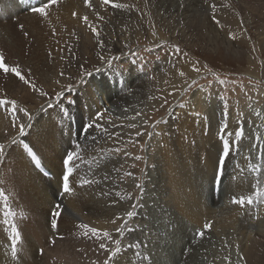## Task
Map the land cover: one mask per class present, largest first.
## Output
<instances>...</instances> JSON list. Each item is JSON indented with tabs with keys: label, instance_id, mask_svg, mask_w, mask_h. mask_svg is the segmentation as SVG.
Wrapping results in <instances>:
<instances>
[{
	"label": "rangeland",
	"instance_id": "374dc122",
	"mask_svg": "<svg viewBox=\"0 0 264 264\" xmlns=\"http://www.w3.org/2000/svg\"><path fill=\"white\" fill-rule=\"evenodd\" d=\"M198 1H202L203 4L208 7L212 4L216 5L217 11L215 13V18L220 21L219 25L214 23L211 19V11H204V18H207V20L201 23L197 22L196 24L188 23L185 18L193 12L187 11L188 7L191 5L194 6ZM260 2H264V0H109L107 4H104L102 0H89L91 4L90 7L84 6L79 8L80 10L78 9L82 15L84 14V17H88V12H95L96 10L102 11L100 14L97 13L99 16L94 13L96 18H101L102 16V18H105L102 20V23L105 20L104 24L98 23L96 32L91 33L94 42L87 45L88 56L94 58L97 55L96 47L100 48L99 52L101 56H107L106 63L102 64V67H97L101 72L95 70L97 76L94 75V71V73H92V77L95 79L97 88L100 91L98 96L105 88L114 97H120V95L125 93L136 97V94L142 95L144 88H147L149 92L148 98L135 105L138 106V111L132 114L129 113L131 117L136 115L137 112L141 113V115L137 117L142 119L145 124L144 128L140 131L143 133L141 136H136V134H134L132 137H116L113 139L111 136H107L108 133L101 134L100 132H93L91 135L85 137V133L81 130L82 126L88 123L84 119L85 110L89 120L94 116L95 111L91 105L89 107L86 105L85 110L84 108L80 110V107L78 109L75 107L71 109L67 107V105L70 104L68 101L74 100L76 92H81L82 87L86 84L79 82L80 76L71 83L73 85L75 84L74 92L70 94L66 93L68 99L64 100L62 103L64 104L63 106H66V108H63L70 113V119L63 116L61 113L59 114V118L56 119L59 127L62 128V132L66 134V131L70 130L74 135H70L71 139L70 136L67 135L66 139H68V146L77 143L81 145V158L74 162L75 166L73 168V175L70 177V183L74 193L76 192L73 196H77V198L87 203L85 205L82 204L83 210L85 211L84 214L94 216L102 214H107V216H109L114 214L125 218L128 211H134L135 213L132 220L129 221V226L134 228V231H126L124 233L121 240L122 252L115 258L116 261L118 260L120 262L117 261L119 264H123V259H125L128 264H177L178 261L179 264H235V251L232 249L233 238L236 236L235 234L238 235L242 230L244 223L238 227L236 232L233 230L224 232L222 230L214 231L212 227L204 229L205 224L201 228L193 224L192 226L194 229H190L192 226L187 228L188 236L186 238L183 237L182 232L184 226H187L186 221L184 222V218L171 207H164L168 204L169 198L168 187L165 186L164 182H160L163 178L165 180L160 162L161 148L163 147L160 126L168 122L173 108L176 107L175 110H178L179 115H181L184 112L189 113L187 111L188 106H190V108L195 107L192 111V116L195 115L194 119L197 124H202L204 121L207 123H209V121H212V123L218 121L216 123L221 125L223 119L222 112L224 110L223 105L227 104V121L229 122L231 119L239 121L242 114L244 137H251L250 143L248 144L249 146L246 145L242 148L244 150L250 149L248 154L251 153V156L254 155V157H252L254 160L251 158L250 162L245 165L246 170L250 163L261 162L257 160L256 157L260 155L261 151H264V139L257 141L256 138L258 136L264 137V43H260V39L256 37L254 33L246 34L243 27V25L246 26L244 17L247 16L252 19V22H254L252 25L257 28V30L262 28L259 29V32L260 30L261 33L262 30L264 31V14H261L262 11L264 13V10L260 9L259 11L257 7V4ZM113 3L123 4L125 7L113 8ZM225 4H227L228 7H224ZM92 6L94 8L96 7V9L94 10ZM86 8L89 9L87 14ZM23 11L33 12L28 9H24ZM73 13V11L70 12L69 17L66 19L62 17L53 18V22L51 23H48V18L41 20L42 24L40 26H44L38 27V29H40L42 33V39L41 41L37 40V43L35 41V45L37 44L40 49V53H38L39 56H43L44 58L46 55L50 56V63L47 66L44 65L42 61L39 62L38 68L37 65H33L34 61L31 60V58L34 54L37 56V47H35L36 51L32 50L31 54L29 53V55L26 56V58L29 57L27 65L31 72L37 70L41 76L43 72L39 69L45 68L47 70L43 74L47 75V72H49L50 75L48 76L53 77L54 92L51 94L49 90L43 91L48 94L47 97H45L46 99L55 96V89L59 85L56 83V79L63 78V75H61V73L64 74L65 70L63 65H66L67 62L72 60L81 59L82 55H84L82 51L77 49V44H79L80 47L85 44L83 39L77 37V33L81 31V19H73ZM102 14H105V16ZM75 16L77 18V15ZM223 18H226V21H224ZM15 20H17V18H15ZM15 20L14 23H16ZM73 20L78 24L74 22V24L77 25L76 27H74L75 25L71 22ZM66 21L68 22L66 23ZM70 23H72V25ZM16 30L18 29L16 28ZM230 32L236 35L242 34L241 36H244V39L240 38V36H236L237 38L235 40L230 39ZM153 33H155V35H153ZM117 36L119 39L122 38L130 44L126 45V47L123 45L122 49L105 45L107 44V37L117 38ZM82 37L83 34L80 33V38ZM228 43L231 44L230 47L227 46ZM50 45H52V48L54 47L52 53L44 47ZM176 47L180 49L179 53H175L174 50ZM97 58H99V56H97ZM249 58H256V62L251 63V66L248 61ZM133 61H135V63H133ZM109 62L111 66H109ZM61 63L64 64L61 65ZM48 66L49 69L47 68ZM193 66L199 67L201 69L200 72L197 73L193 71ZM187 67L192 70V74L188 72ZM141 68L143 69L142 71ZM180 71L185 72L189 82L195 79L198 82L197 85L185 95H181V90L186 87V85L183 84L177 92L174 89L169 90L165 97L161 91L160 79L168 76L173 77ZM86 72L87 70L83 69V74ZM100 74L105 75V77L107 76L106 78L104 77L105 81L102 80L101 77H98ZM42 78L44 77L42 76ZM91 78L86 77L85 80L88 81ZM221 80H223L224 83H220ZM90 83L93 85L95 84L94 81ZM169 93L172 94L170 95ZM6 95V98L16 99L13 97L12 93ZM101 95L102 94H100V96ZM100 96L98 100L102 102L103 97L101 98ZM221 97H223V100H221ZM197 101H200L201 106L200 104H195ZM71 104L75 106L76 102L74 101V103ZM181 104L183 107L180 106ZM25 107L29 112L31 110L34 114L36 113V110L33 108L34 106ZM9 108L7 112H12V109ZM44 108H47V105H45ZM105 109L107 111L109 110L107 108L103 110ZM52 110L53 109L40 111L35 115L36 118L33 116V113L30 112L33 116V126L28 130L27 137L30 136L29 134H35V136L37 134L38 136L45 132L43 123L45 124V120L54 119L52 113H50ZM125 110H127V108H125ZM0 112L6 115L3 109H0ZM197 113L199 115H197ZM256 113H260V115ZM20 116L21 119L27 121V118L23 117L22 114H20ZM109 116L110 114L108 115L105 113L103 120L107 121ZM42 118L45 119L43 120ZM109 119H111V117H109ZM73 123L76 128L79 129V133L77 134H75ZM152 125H155V127H152ZM108 132L113 133L111 130H108ZM150 133L151 135H149ZM1 136L2 135H0V144L5 145V154L4 158L0 160V191H3L8 197L7 209L9 212L13 213V215L5 216V203L2 201L4 204H1L0 202V234L4 235L5 239H7L6 235L9 238L10 223L17 224L22 237L18 247H24L22 245L23 243L30 245L23 230L25 224H35L36 222L39 223L40 221L46 220L45 224H47L49 231L53 232L50 226L52 219L51 211L57 203L53 205L51 203V210L49 209V211L47 208H44V204L41 201L42 199L37 196L38 194L22 186L24 181L20 184H16L11 180V178L17 176L19 178L22 177L20 169L16 168L17 166L15 165L18 163V157L16 158L13 154L14 152L19 155L22 146L20 144L14 145L10 138ZM93 136L97 137V139L94 140ZM63 137L65 138L64 135ZM38 138L40 139V137ZM29 144L31 147H33V145L36 146V142L32 140ZM33 148L35 151L41 153L39 149ZM116 149H120V151L117 152ZM68 150H70V147L67 148L66 151ZM244 150H241V153H243ZM251 151L257 154H253ZM36 156L38 158L37 154ZM136 156L141 157V159H135ZM63 157L64 156H62V158ZM8 158L10 159L8 160ZM38 160L41 162L39 158ZM58 170L59 169L54 172L47 166L45 172H43L45 175L41 176L47 180H51V178L55 179L56 176H61L62 172L59 174ZM242 170L244 171V167ZM247 171V173L256 177V173L250 172L249 170ZM127 173H132V175L129 176ZM217 173L216 171L217 178L214 184L216 186V194L220 198L223 193H220L222 186L218 177L220 175ZM83 178L92 179L93 183L80 187L79 183ZM137 185H140V187H137ZM31 194H33L34 198ZM129 197H131V199H129ZM60 198L61 197L58 196V199ZM61 200L62 199L59 200L60 202L58 204L61 203ZM134 204L137 205L135 209L132 207ZM102 206L104 207L102 208ZM39 207L41 208L39 209ZM43 209L45 210L43 211ZM62 214L63 213L60 215L62 218L59 217L60 219H57V230L54 233L57 232L60 241L68 239L65 245L67 246L66 249H70L71 258L74 257L76 260H74L72 264H92L94 260L92 258V253L95 255H97V251H101L103 254L105 253L98 247L100 241L91 238H82L83 231L77 228V225L81 223L67 221L68 223H66V226L62 223V221L66 222L63 220L64 215ZM240 219L257 222L259 219H262V216L260 217V214L253 205H248L241 212ZM5 220L9 221V223H5ZM119 221L121 224L122 220ZM70 222L72 224L75 223L74 227L71 226L72 224ZM142 222H144V224ZM135 226L138 228H135ZM72 227L73 229L71 230L70 228ZM139 230L142 231L143 237L138 240L137 232ZM200 231L204 232L202 238L196 235V233ZM118 235L119 234L114 233L113 238H117ZM57 236L54 238L57 239ZM50 241H53L52 237H48L47 245L51 243ZM190 241L193 243L191 244ZM55 243L56 240L54 243H51L52 247H54ZM129 244H132L133 247L129 248ZM10 246L11 243H9V247ZM41 250L43 249L38 248L36 251L38 253H35L38 262H42V264H69L65 262V256L63 257V255L60 257L59 255H52L51 258L54 260L53 263L50 256L44 258V250ZM179 250L182 251L180 256ZM231 250L233 253H231ZM175 251L178 252V258L175 254H172L170 257L168 252L173 253ZM105 255H107V253H105ZM49 258L51 260H48V262L47 259ZM229 259L230 262L228 261ZM231 259L233 260L231 261ZM101 262L103 264V260Z\"/></svg>",
	"mask_w": 264,
	"mask_h": 264
},
{
	"label": "bare ground",
	"instance_id": "6f19581e",
	"mask_svg": "<svg viewBox=\"0 0 264 264\" xmlns=\"http://www.w3.org/2000/svg\"><path fill=\"white\" fill-rule=\"evenodd\" d=\"M28 1L33 2V0H28ZM38 1H39V5H36L35 8L45 7L46 11L48 12L47 17H41L39 13L34 12V11L24 12L23 10L27 8H25L24 5L20 4V0H0V7H2V12L0 14V53L4 54L6 65L8 67L19 65L23 69L22 74L29 73L28 72L29 69L27 65V61L29 57L26 58V56L29 55V53L31 54L32 50L36 51L35 47L38 48V46L37 44L35 45V41L37 43V40L41 41L42 39L41 38L42 33L40 29H38V27L44 26V25L40 26L42 24L41 20L48 18L47 19L48 23H51L53 22L52 21L53 18L56 19V17L58 18L62 17L66 19L67 17H69V13L73 11L74 13H76L77 18L76 16H74L73 18V14H72V18L76 20L81 19L80 21V24H82V26L80 25L81 31H79L78 33L76 32V33L78 34L77 37L79 39H83L85 41V44L82 47H80L79 44H77V49L82 51L84 55H82L81 59H76V60L67 62L66 65H63L64 63H61V65H63L65 70H64L63 78L56 79L57 81H59V83H57L55 80V82L59 84L57 88L55 89L56 90L55 92H58L61 89H63L66 85L73 83V81H75L76 78H79V76L83 74V69L87 70V72L89 71L91 73L95 72L94 75H96V71H95L96 68L106 63L105 61L107 59V56L106 55L103 56L105 58L103 61L100 59L101 55L99 52V49H100L99 47H96L97 55L94 58L92 56H88L87 55L88 54L87 45L94 42V38H92V35H91V33L93 32L92 28L97 30L98 23L104 24L105 20L102 23V20L105 19V18H102L103 16L101 18L100 17L96 18L94 15V13L100 14L102 11H96L95 10L96 7L95 8L93 7L94 5L92 7L94 8L95 12L93 11L88 12L89 9L86 8L87 9L86 14L87 12L89 14H88V22L87 24H85L84 20H82L84 17L83 16L84 14L82 15L80 11H78L79 8H82L85 6L84 0L83 1L82 0H58V2L54 5L51 4V0H38ZM49 5L51 6L49 7ZM257 5H258L257 7L259 11L260 9L264 10V2H260ZM187 11H193V12L189 16H187L185 19L188 21V23L196 24L197 22L201 23L207 20V18H204L205 16L204 11H211V8L204 5L202 1H198L194 6L191 5L190 7H188ZM99 14L97 15L99 16ZM261 14H264L263 11L261 12ZM102 15L105 16V14H102ZM15 18H17V20H15ZM244 18L246 22L244 23L246 26L243 25V27L245 29L246 34L254 33V35L260 39L259 42L264 43V34H262L264 33V31L262 30V33H261V30H260L259 32V29H262V28H259L257 30V28H255L252 25L254 22H252L251 18L247 16ZM223 19L224 21H226V18H223ZM14 20L16 23H14ZM67 22L68 21H66V23ZM71 22H73V25L77 24L75 20ZM74 22L76 23L74 24ZM60 24H61V21H60ZM64 24L62 25L65 26ZM70 24L72 25V23ZM66 25H69V24H66ZM77 25H75L74 27H76ZM227 25H230V24L228 23ZM16 28L18 30H16ZM80 33L83 34L82 38H80ZM234 35L237 37L240 36V38L244 39V36H241L242 34H239V35L234 34ZM129 44L130 43L128 41L123 40L122 38L119 39V37L117 36V38L107 37V44L105 45L106 46L110 45V46L122 49L123 45L126 47V45H129ZM230 45H231L230 43L227 44L228 47H230ZM44 47H46L51 53L54 51V47L52 48V45L44 46ZM38 53H40L39 48H38L37 56L34 54V56L31 58V60L34 61L33 65L34 66L37 65V68H38L39 62L42 61V63H44V65L47 66L50 63V56L46 55L44 58L43 56H39ZM97 56H99V58H97ZM39 57H41L42 59ZM248 61L250 62L249 65L251 66V63L256 62V58H249ZM47 68L49 69V66ZM39 70L45 73L47 69L43 68ZM188 72L192 74V70L190 68H188ZM43 73H41V76H40L39 72L37 70H34L33 72H30V74H28L26 78L33 81L40 90L42 91L49 90L51 91L50 93L52 94V92H54L53 91L54 90L53 77L48 76L50 75L49 72H47L48 73L47 75ZM42 76L44 78H42ZM69 77L71 79H69ZM86 77L87 76H85L84 78L86 79ZM98 77H101L102 80L105 81V78L107 76L105 77V75L100 74ZM93 81L95 83L94 85L90 83ZM160 81H161V91L163 92L165 97H166V93H168L169 90L174 89L177 92L179 88L182 87L184 84L183 78L179 76V73L174 75L173 77H169V76L164 77L160 79ZM81 90L82 91L81 92L79 91V93L78 91L76 92V96L74 98L76 105L74 106L73 104H68L67 105L68 108L71 109L75 107L78 109L80 107V110L82 108H84L85 110L86 105L88 107L91 105L95 113L98 110L103 111L104 108L109 109L105 113H107L108 115L110 114L109 117H111V119H109L108 117L107 121L109 120L112 121V124H107L106 123L107 121H104V120L103 122L106 123V127L108 128V130L109 131L111 130L113 131V133H116L117 137L119 138L130 137V136L132 137V135H134L137 131L140 132L144 128L145 124L143 120L140 118H136L135 120H132L130 119L131 116L129 115V113L132 114L138 111V106H135V105L144 101L146 98H148L149 92L147 91V88L143 89L142 95L136 94V97L133 95H127V93L120 95V97H116V96L114 97L105 88V90L102 93H100L102 95L100 96L99 94L101 98L103 97L102 102H100L98 100V97H99L98 93L100 91L97 88L95 79L92 77L91 79L87 81V83L82 87ZM8 93H12L13 97L16 98L15 100H17L19 107L26 108L25 106H34L33 108L36 110L35 111L36 113L34 114L33 111L31 112L30 110V112L33 113L34 117L36 114L42 111L41 105L43 106L47 105V99L45 97H42L37 93H34L27 85H24L23 82L20 81L18 77L13 76L12 74H4L3 70L0 69V98H6L7 95L5 96V94H8ZM195 104L197 105L200 104L201 106L200 101H197ZM63 105L64 104H61V107L66 108V106H63ZM125 108H127V111H125ZM175 108H173L168 122L160 126L161 132H162L161 140H162V145H163V147L161 148L160 162H161V167L163 169V176H165V180L163 178L162 181L160 182L162 183L164 182L165 186L168 187V198H169L168 204L165 203L166 206L164 207H167V206L171 207L173 210H175L178 214H180L184 218V222L186 221L187 226L186 227L184 226L182 232H183V237H186V238L188 236L187 228H189V226H192L193 224L199 228H201L204 224H210L214 231L222 230L224 232V231L233 230L236 232L238 227L244 223L242 230L238 233V235L235 234L236 236L234 235L235 237L233 238V243H232L233 248L232 249H234L235 251L234 262L235 264H264V196H261L260 198H256L254 195L258 186L261 188H264V169H262L261 174H259L260 176L259 179L257 178V175L256 177H254L250 173H247L248 172L247 170L249 169L246 170L245 165L248 162H250L251 158L254 157V155L251 156V153L248 154L250 149L249 150L242 149L246 145L249 146L248 144L250 143L251 137L243 136L239 151L234 150L230 153L228 159L225 162V166L223 168V175L218 176L219 181H221V186H222V190L220 191V193H223L221 196L222 197L221 199V197L219 198V196L216 194L217 191H216V186L214 183L217 178L216 171H217L218 161L220 158L219 156L221 155V142L218 137V132L222 124L221 125H219V123L217 124L216 122L218 121H214L213 123L212 121H209V123L204 121L202 124H197L196 120L194 119L195 115L192 116V111L193 109H195V107L190 108V106H188L187 111L189 113L181 112L182 113L181 115H179V111L178 110L176 111ZM50 113H52V116L54 119L50 117L52 120L50 119L48 121L45 120L46 121L45 124L43 123V126L45 127L44 133H41V135H38V136L37 134L36 136L35 134L34 135L29 134L31 137L26 136L24 138H20L18 136V127H13L12 122L9 119V117L0 112V135L10 138L11 141L13 140V138H16L18 141L23 139L24 141L28 143H30V141L32 140L36 142V146H37L36 147L35 145L32 144L33 147L41 151V153H39L35 151V149L32 147L34 152H36L35 154H37L38 158L41 160V162H39V165H34V163L31 161V158L28 157L24 153L23 147L21 149L22 153L20 152L19 155L13 152L16 158L18 157L17 158L18 163H16L15 165L17 166L16 168L20 169L22 177L19 178L17 176V177L11 178V180L16 184H20L22 183V181H24L22 183V186L29 188L31 192H35V194H38L37 196H39L42 199L40 200L43 202L44 208H47V210L49 209L51 210V203L52 205L54 203L58 204L60 202L59 200L62 199L60 203V205H62L61 213H63L62 215H64L63 220L66 221V222H63L62 220H60L62 221L63 224L66 225V223H68L69 221H76V223L78 222V223L88 224L99 230H102V231L107 230V231L112 232V234H114L115 233L114 229L120 225V221L116 220L115 224H113L111 221L116 219V217H119V216H116L114 214H111L109 216H107V214H102L98 216H94L90 214L85 215L84 214L85 211L83 210L82 206L87 203L86 201H82V199L80 200L79 198H77V196L76 197L73 196L76 193V192L74 193V190L72 194L70 195L69 194H58L59 187H60V183H59L60 176L59 177L56 176L55 179L51 178V180H47L41 176V175L43 176L45 175V173L43 172H45L47 166L48 168L52 169L54 172L57 171V169H59L58 170L59 174L61 172H64L63 164H62L64 157L62 158V156H65L64 154L67 148L72 146V145L68 146L67 144L68 139H66V137L67 135L74 136L70 132V130H67V128H66L67 131L65 134L64 132H62V128L59 127V124L56 121V119L59 118V114H60L59 110H52ZM42 119L44 120L45 118H42ZM84 119L87 122H89V119L86 116V110L84 114ZM21 122L27 123V121H25L24 119H21ZM131 124H136L137 127L135 129L130 128L129 125ZM237 124H238L237 120L235 119L229 120L228 131H234L238 127ZM113 125H115V127ZM121 125L123 127H121ZM73 128L75 130V134L79 133V129L76 128L74 123H73ZM63 135L65 136V138L63 137ZM107 136L109 137V135ZM38 137H40V139ZM225 138L227 139L228 137H225ZM70 139H71V136H70ZM241 150H244L243 153H241L242 152ZM9 159L10 158H8V160ZM243 167H244V171L242 170ZM31 195L33 197V194ZM249 195L253 196L252 205L255 207L257 212L260 214V217L262 216V219L261 220L259 219V221L257 222L253 220L240 219L241 212L248 205L242 208L239 205H235L231 203L233 197L235 196L240 197V196H249ZM58 196H60L61 198L58 199ZM0 202L1 204H4L2 200ZM41 207H39V209ZM103 207L104 206H102V208ZM44 210L45 209H43V211ZM45 221L46 220L40 221L39 223L36 222L35 224H25L24 225L23 230L26 234V238L29 241L30 245L23 243L22 245L24 247H18L17 248L18 255L16 259L11 257V252H10V247H9V243H11L10 239L8 238L7 235H6L7 239H5V236L0 234V264H42V262H38V260L35 257L36 256L35 253H38L36 252L38 248L44 250V258L47 256H50L51 258L52 255H57V256L59 255V257L63 255V257L65 256L64 258H65L66 263H69V264L74 263L75 259L74 257L71 258L70 256L71 255L69 251L70 249L67 250L66 249L67 246H65L68 242V239H66L65 241H60L58 239L57 232L54 233V232L49 231L47 224H45ZM70 223H69V226H70ZM142 223L144 224V222ZM74 224H72L71 226L74 227ZM73 227L70 229L72 230ZM136 227L137 226H135V228ZM192 227L190 228L191 230L194 229V227L193 228ZM142 234L143 233L141 230L137 232L138 240L141 237H143ZM56 236H57V239L54 238ZM48 237H52L54 241L56 240L54 247H52L51 243H50L51 245L50 244L47 245ZM192 243L193 242H191V244ZM236 245H239L238 249ZM194 247L196 248L195 245ZM181 252L182 251L179 250V256ZM231 253H233L232 250H231ZM237 253H239V256H243L244 260H240ZM101 254H102V257H101ZM168 254L170 255V257L172 256V254H175V256L178 258L177 251L173 253L168 252ZM92 255H93L92 258L94 259L93 261H97L98 264H99V261H100V264H102L101 261L104 260L107 256L105 255V253L103 254L101 251H97V255H95L94 253H92ZM50 258L47 259V261L52 259ZM232 260L233 259H231V261ZM51 261H53L54 263L53 259ZM228 261L230 262V259ZM178 262L177 264H179ZM123 264H128L127 261H125V259H123ZM140 264H144V263H140Z\"/></svg>",
	"mask_w": 264,
	"mask_h": 264
},
{
	"label": "snow or ice",
	"instance_id": "6c2138e0",
	"mask_svg": "<svg viewBox=\"0 0 264 264\" xmlns=\"http://www.w3.org/2000/svg\"><path fill=\"white\" fill-rule=\"evenodd\" d=\"M57 2L58 0H51L52 5L56 4ZM102 2L104 4H107L109 0H102ZM84 3L86 7L90 6L89 0H84ZM50 6L51 5H49V7ZM112 7L122 8V7H125V5L119 4V3H113ZM209 7L211 8V13H212L211 19L213 20L214 23L219 25L220 21L215 18V13L217 11L216 5L212 4ZM224 7H228V5L225 4ZM33 11L39 13L41 17L48 16V12L46 11L45 7H36L33 9ZM75 15L76 13H73V16ZM83 20L85 24H87L88 17H83ZM92 31L94 33L96 32L94 28H92ZM153 35H155V33H153ZM229 38L235 40L237 37L230 32ZM174 51L175 53H179L180 49L176 47ZM100 59L103 61L105 58L101 56ZM133 63H135V61H133ZM109 66H111L110 62H109ZM0 69L3 70L4 74H12L13 76L18 77L19 80L22 81L24 85H27L34 93H37L42 97H47L48 95L47 93L40 90L33 81L26 78V76L30 74L31 70L29 69V73L22 74L23 69L19 65L8 67L5 63V57L3 53H0ZM142 70L143 69L141 68V71ZM200 70L201 69L199 67L193 66V71L199 73ZM96 71L98 72L99 69H96ZM61 75H63V73H61ZM85 76H87L88 78H91L92 73L88 72L85 74H81L80 81H79L80 83L82 84L87 83V81L84 78ZM179 76L184 78L183 83L186 85V87H184L181 90V95H185L186 93H188L198 83L195 79H192L189 82L188 78L186 77L185 72L183 71L179 72ZM69 79L71 78L69 77ZM57 83H59V81H57ZM220 83H224V81L221 80ZM74 88H75V85L73 84L66 85L63 89L56 92L54 97H49L47 99V108H44V106L41 105V110L42 111H48V109L59 110L63 116L68 117L70 119V113L65 108H61V104L63 103L64 100L68 99V97L66 96V93H69V94L72 93L74 91ZM169 94L171 95L172 93H169ZM221 100H223V97H221ZM68 102L71 104V103H74V100H69ZM180 106L183 107L182 104ZM9 107L12 109L11 113L7 112V109ZM0 109H3L5 111L6 116L10 118L12 122V126L18 127V136L20 138L26 137V135L28 134V130L31 129L33 126L32 125V121H33L32 114L26 108L18 107L17 101L11 98H0ZM223 109L224 110L222 112V117H223L222 126L220 127L219 132H218V137L221 142V156L218 162L219 166L217 168V172L221 176L223 175V166L225 164V161L228 159L232 151L234 150L239 151L240 144L244 136L242 114H241L240 120L238 121V127L234 131H228L229 125L227 121V117H228L227 104L223 105ZM106 111H107L106 109L103 111L98 110L94 114V116L89 120V122L86 125L82 126L81 130L85 133V137H87L88 135H91L93 132H100L101 134L108 133V135L111 136L113 139L117 137L116 133H109L108 128L106 127V123L112 124V121L109 120L106 123L103 122L104 114ZM18 113L22 114L23 117H26L28 122L27 123L21 122V116L18 115ZM256 114L260 115V113H256ZM140 115L141 113L137 112L136 115L130 117V119L135 120ZM197 115L199 114L197 113ZM113 126L115 127V125ZM121 127L123 126L121 125ZM129 127L135 129L137 125L131 124L129 125ZM152 127H155V125H152ZM135 134L136 136L143 135V133L139 131H137ZM149 135H151V133ZM225 137H228V138L226 139ZM93 139L95 140L97 139V137L93 136ZM256 139L257 141H259L261 139H264V137L258 136ZM12 144L22 145L24 153L28 157L31 158V161L34 163V165H39V160L28 142L24 141L23 139L18 141L16 138H13ZM116 151L119 152L120 149H116ZM4 154H5V145L0 144V160L4 158ZM80 158H81V145L77 143L75 145L70 146V150L66 151L65 156L62 161V164L65 170L64 172L61 173V176H60V182H59L60 187H59L58 194H69V195L72 194L73 188L70 183V177L73 175V168L75 166L74 162ZM135 159L139 160L141 159V157L136 156ZM256 159L261 162L260 163H250L248 165V169L250 172L256 173L257 178L259 179L260 178L259 174L261 173L262 169H264V151H261L260 155H258ZM127 175L131 176L132 173H127ZM91 183H93L92 179L83 178L81 179L79 186L84 187ZM137 187H140V185H137ZM254 195L256 198H260L261 196H264V188H261L258 186ZM129 199H131V197H129ZM0 200L4 201L5 203V213H4L5 216H12L13 213L9 212L7 209L8 197L5 195L3 191H0ZM231 203L235 205H239L240 207L243 208L246 205L253 204V196L249 195V196L233 197ZM136 206L137 205L135 204L132 205L133 209H135ZM61 211H62V205L60 204H56L54 206V209L51 211L52 219H51L50 226L53 232L57 230V219L60 217ZM134 215H135L134 211H128L126 213L125 218L116 217V219L111 221L113 224H115L116 220H122V223L114 229L115 233L119 234L118 237L115 239L113 238L112 232L107 231V230L102 231L88 224L81 223L77 225V228L83 231L82 238H91V239L100 241L98 245L99 249L107 253L106 258L103 260V264H118L115 258L122 252L121 240L124 236V233L126 231L127 232L134 231V228L129 226V221L132 220ZM5 223H9V221L5 220ZM209 228H211L210 224L204 225V229H209ZM196 235L202 238L204 235V232L203 231L197 232ZM9 239L11 241V246H10L11 257L16 258L18 255L17 248H18L19 243L22 240V237H21L20 231L18 230V226L15 223H10ZM50 242L54 243L55 241L53 240ZM128 247L131 248L133 247V245L129 244ZM236 247L238 249L239 245H236ZM237 255L239 256V253H237ZM239 259L244 260V257L239 256ZM92 264H98V262L92 261Z\"/></svg>",
	"mask_w": 264,
	"mask_h": 264
}]
</instances>
